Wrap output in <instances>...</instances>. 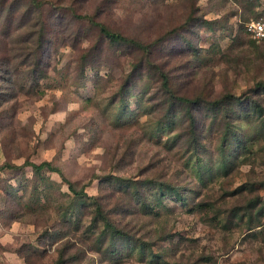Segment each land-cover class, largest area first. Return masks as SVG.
<instances>
[{
  "label": "rangeland",
  "instance_id": "1",
  "mask_svg": "<svg viewBox=\"0 0 264 264\" xmlns=\"http://www.w3.org/2000/svg\"><path fill=\"white\" fill-rule=\"evenodd\" d=\"M24 2L0 0V264H264V45L243 29L264 0ZM93 21L169 32L153 61L192 104L128 81L145 53Z\"/></svg>",
  "mask_w": 264,
  "mask_h": 264
},
{
  "label": "trees",
  "instance_id": "2",
  "mask_svg": "<svg viewBox=\"0 0 264 264\" xmlns=\"http://www.w3.org/2000/svg\"><path fill=\"white\" fill-rule=\"evenodd\" d=\"M24 1H25L24 4L20 7V16L23 19H24V17L30 18V16L34 12L38 13L42 9V7L46 3V1H50V0H24ZM76 1L77 0H57V4L60 8H64V7H66L65 4H68V3L74 4ZM69 9H71V8H69ZM2 12H4V7H3L2 3H0V17L3 14ZM214 23H216V20L207 21L203 18H201V20H200L201 26H203V25L210 26ZM246 23H244V25ZM92 24L94 26H96L98 31L104 37L108 38V40H110V42H112L114 44L129 45V46L136 48L138 50L140 49L145 53L144 58H143L144 60L141 59V61L139 62V65H137L136 69L134 70L135 74H133V73L130 74L128 81L130 80V78L138 77L140 79L141 77H143L144 74H147L145 72L152 73L153 74L152 80L154 81L155 84H157L156 86L153 87V93L158 95V98L161 101V105H163L164 107L168 106V108H176V106H178V103H185L187 101L188 104H192L191 101H188L189 99L176 95V91L173 89L172 84L168 80L166 72H164L162 70L163 66L162 65H155L154 61H153L154 57H155V50L158 48L160 43L163 42L162 40L164 38L168 37L169 32H164L161 36L157 37L153 42L142 44L141 42L136 41L132 38L124 37L123 35H121L120 33L116 32V31H109L103 24H101L98 21H93ZM40 26H41V24L38 20H35V22L26 23V25H25V28H27V32H28V37L31 39V43H32L31 47H33L35 45L34 38L37 35L38 29L40 28ZM243 29L245 31V27H243ZM42 40H43V38H42ZM251 41H253V40L251 39ZM256 44L264 45V41H261L260 43H256ZM145 64H147V66ZM259 87L264 88V85L262 83H257L256 88H259ZM258 90L261 91V89H258ZM203 101L205 102L206 107L215 105L214 101H210L209 99H207L206 100L207 102H206L203 98ZM223 103H225V102H223ZM223 103L221 101L219 103V107L225 106V104H223ZM196 106L200 107V106H202V103L198 102L196 104ZM34 168L38 169V170L45 168L48 171H53V168L46 162H42L39 165L34 166ZM97 212H98V214H100L99 210ZM103 220H105L104 217H103Z\"/></svg>",
  "mask_w": 264,
  "mask_h": 264
},
{
  "label": "built area",
  "instance_id": "3",
  "mask_svg": "<svg viewBox=\"0 0 264 264\" xmlns=\"http://www.w3.org/2000/svg\"><path fill=\"white\" fill-rule=\"evenodd\" d=\"M244 27L246 33L255 43L264 41V20L249 21Z\"/></svg>",
  "mask_w": 264,
  "mask_h": 264
}]
</instances>
